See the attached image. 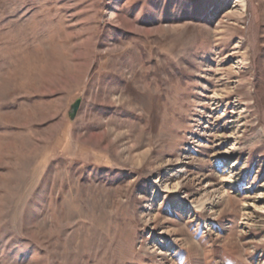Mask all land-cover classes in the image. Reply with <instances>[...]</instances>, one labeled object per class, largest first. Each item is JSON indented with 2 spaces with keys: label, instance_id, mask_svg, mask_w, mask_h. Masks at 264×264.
Listing matches in <instances>:
<instances>
[{
  "label": "rangeland",
  "instance_id": "rangeland-1",
  "mask_svg": "<svg viewBox=\"0 0 264 264\" xmlns=\"http://www.w3.org/2000/svg\"><path fill=\"white\" fill-rule=\"evenodd\" d=\"M0 264H264V0H0Z\"/></svg>",
  "mask_w": 264,
  "mask_h": 264
},
{
  "label": "water",
  "instance_id": "water-1",
  "mask_svg": "<svg viewBox=\"0 0 264 264\" xmlns=\"http://www.w3.org/2000/svg\"><path fill=\"white\" fill-rule=\"evenodd\" d=\"M79 103H80V101L79 100H76L71 106H70V112H69V114L70 115H74L76 112H77V108H78V106H79Z\"/></svg>",
  "mask_w": 264,
  "mask_h": 264
}]
</instances>
